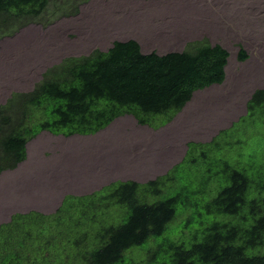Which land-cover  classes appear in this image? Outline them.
Listing matches in <instances>:
<instances>
[{
	"label": "trees",
	"instance_id": "1",
	"mask_svg": "<svg viewBox=\"0 0 264 264\" xmlns=\"http://www.w3.org/2000/svg\"><path fill=\"white\" fill-rule=\"evenodd\" d=\"M49 3L0 0V36L33 21ZM67 9L60 5L59 12L71 13ZM228 55L207 42L193 50L144 54L130 39L64 58L31 91L12 93L0 105V173L25 160L27 142L41 131L91 135L124 114L155 126L150 115L170 112L160 122L167 123L196 90L223 82ZM238 59H246L244 50ZM263 107L264 89L256 90L246 114ZM259 116L264 118V110ZM231 127L206 143L187 144L179 162L198 152L201 172L207 173L197 184L176 172L178 162L144 185L115 181L72 195L78 205L75 232L58 235L53 250L37 258H54L56 264H264V168L249 163V153L238 161L229 157V143L220 139ZM65 199L59 208L66 206ZM28 213L12 214L0 231ZM17 241L0 246V264H34L24 252L25 242Z\"/></svg>",
	"mask_w": 264,
	"mask_h": 264
},
{
	"label": "rangeland",
	"instance_id": "2",
	"mask_svg": "<svg viewBox=\"0 0 264 264\" xmlns=\"http://www.w3.org/2000/svg\"><path fill=\"white\" fill-rule=\"evenodd\" d=\"M60 5L71 13H60ZM130 39L142 53L159 55L193 50L202 42L219 44L229 53L224 80L197 90L165 124L160 122L170 112L150 115L155 126L124 114L88 136L42 131L30 139L25 160L0 173V226L15 213L45 217L28 213L3 228L0 246L25 242L24 252L34 264H56L54 258L37 256L51 252L58 235L75 232L73 194L119 180L144 185L178 163L189 142H208L233 126L220 139L229 143V157L238 161L249 153L248 162L264 168V118L259 116L264 107L246 114L252 94L264 89V0H50L33 21L0 36V105L13 92L31 91L64 58ZM197 154L176 165V172L196 184L207 174ZM64 196L67 204L59 208ZM47 241L51 244L45 247Z\"/></svg>",
	"mask_w": 264,
	"mask_h": 264
},
{
	"label": "bare ground",
	"instance_id": "3",
	"mask_svg": "<svg viewBox=\"0 0 264 264\" xmlns=\"http://www.w3.org/2000/svg\"><path fill=\"white\" fill-rule=\"evenodd\" d=\"M28 25H29V24H28ZM242 50H243V49H242ZM174 52H175V51H174ZM53 67H54V66H53ZM50 69H51V68H50ZM43 76H44V75H43ZM42 80H43V79H41L37 84H39ZM37 84H36V85H37ZM195 92H196V91H195ZM195 92H194V93H195ZM15 93H16V92H15ZM15 93L13 92V94H15ZM24 93H26V92H24ZM16 94H17V93H16ZM18 94H19V92H18ZM45 131H46V130H45ZM41 132H42V131H41ZM48 132H49V131H48ZM51 134H52V133H51ZM53 135H54V134H53ZM74 135H79V134H73L72 136H74ZM70 136H71V135H70ZM81 136H88V135H81ZM66 137H67V136H66ZM203 143H206V142H203ZM186 147H187V149H188V146H186ZM186 151H187V150H186ZM183 157H184V156H183ZM183 157H182V158H183ZM182 158H181V159H182ZM174 165H175V164H174ZM174 165H173V166H174ZM78 167H79V166H78ZM69 168H70V167H69ZM95 168H96V167H95ZM72 170H73V169H72ZM73 171H74V170H73ZM163 175H164V174H163ZM119 181H120V180H119ZM127 181H132V180H127ZM123 182H124V181H123ZM73 195H75V194H73Z\"/></svg>",
	"mask_w": 264,
	"mask_h": 264
},
{
	"label": "clouds",
	"instance_id": "4",
	"mask_svg": "<svg viewBox=\"0 0 264 264\" xmlns=\"http://www.w3.org/2000/svg\"><path fill=\"white\" fill-rule=\"evenodd\" d=\"M227 65V64H226ZM226 67V66H225ZM197 91V90H196ZM37 136V135H36Z\"/></svg>",
	"mask_w": 264,
	"mask_h": 264
}]
</instances>
